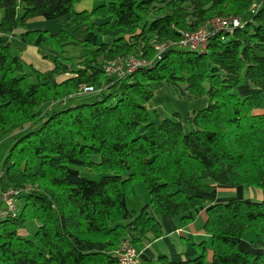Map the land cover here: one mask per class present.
<instances>
[{
    "label": "trees",
    "instance_id": "trees-1",
    "mask_svg": "<svg viewBox=\"0 0 264 264\" xmlns=\"http://www.w3.org/2000/svg\"><path fill=\"white\" fill-rule=\"evenodd\" d=\"M81 1L0 0V141L15 139L0 189L17 191L14 211L2 199L0 264H115L125 239L135 245L150 230L161 234L157 216L204 205L208 180L264 189V0H92L78 10ZM70 15L55 33L27 29ZM215 17L241 24L212 30L205 51L182 45ZM72 25L95 39L75 36ZM10 36L51 51L62 79L27 72ZM133 59L146 65L126 72ZM112 64L123 65V77L107 71ZM164 85L206 104L160 120L152 101ZM94 92L92 102H71ZM139 182L149 200L136 212L127 199ZM207 215L213 260L202 246L177 264H264V201L234 198ZM30 220L38 224L34 240L21 232ZM248 231L252 250L240 246Z\"/></svg>",
    "mask_w": 264,
    "mask_h": 264
},
{
    "label": "crops",
    "instance_id": "crops-1",
    "mask_svg": "<svg viewBox=\"0 0 264 264\" xmlns=\"http://www.w3.org/2000/svg\"><path fill=\"white\" fill-rule=\"evenodd\" d=\"M71 18L72 15L57 19L61 23L57 24V26H61V29L68 28L69 20ZM42 22L45 21H41V19L32 20L27 24V29L44 30L42 27L36 26L37 23ZM48 23L54 22L49 21ZM69 29L84 34H93L92 32H86L85 27L81 25H75L71 28L69 27ZM80 37H84V35L80 34ZM38 44L39 43L37 42L35 45H27L14 36H10L9 39L11 49H20L22 52L21 58L28 62L31 68L46 72V78L54 81L61 80L62 77L55 80L54 76H52L55 60L54 54L51 51L41 49ZM166 87L167 86L164 85L161 88L165 89ZM250 89V87H247L245 88V91ZM165 90H170V88ZM175 103L186 104V114H188L192 110L203 107L206 104V99L188 101L178 98ZM161 104L162 103L160 101L156 102L154 109L157 111L159 110L158 108L161 109ZM160 116V120L165 117L164 113L163 115L160 114ZM208 183L212 184L213 189L211 192L203 194L206 198V203L204 205L191 210L185 215H179L173 218L157 216L158 221L161 223V234L157 235L154 231L150 230L139 243L135 244L140 258V264H158L161 257H166V259L172 262L171 264H177L182 261H190L201 255L203 249L202 246L205 248L204 253L207 261L211 262L213 260L214 251L212 247V236L205 228L208 218L207 209L216 203L225 202L234 198L255 202L264 201V189L259 187L249 185L224 187L215 184L212 180H208ZM1 207L2 198L0 196V208ZM21 232L25 235L24 229ZM249 232L250 231L245 233L240 245L244 250H252L254 248L252 241L255 239V233L248 235ZM6 264L14 263L10 262Z\"/></svg>",
    "mask_w": 264,
    "mask_h": 264
},
{
    "label": "rangeland",
    "instance_id": "rangeland-1",
    "mask_svg": "<svg viewBox=\"0 0 264 264\" xmlns=\"http://www.w3.org/2000/svg\"><path fill=\"white\" fill-rule=\"evenodd\" d=\"M93 1H94L95 5H97L99 3V1H97V0H93ZM93 1L92 0H83L80 3H78L76 7L78 10H82L84 8H91L93 5ZM0 14H1V16H0V20H1V17L3 16V10H1V9H0ZM41 21H45V22L37 23L36 26L42 27V29L47 30L49 33H54L57 30L62 28L61 26L60 27L57 26V24H61L58 20L51 21L54 23H48L49 21L46 22L47 20H43V19H41ZM73 26H75V25L70 26V28ZM70 31H71V33L73 32L75 34V36H77V37H80V34H83L84 37H82V38L95 39V36L91 33L90 34H87V33L84 34V33L77 32V31L76 32L72 31V30H70ZM11 51H12L13 55H20V56L22 55L21 50L18 48H13ZM24 64H25L26 71L29 72L31 70L30 65L26 61H24ZM52 76H54L55 80H57L60 77V76H56L54 74ZM165 89H169V88L166 87ZM165 89H162L161 87L157 88L156 96L153 99L152 104H154V106H155L156 102L160 101L162 104L160 105L161 109L158 108L159 109L158 111L161 115H163V113H164L165 117L166 116L173 117L174 112H177V111L180 112L183 115V117H186L187 105L182 104V103L181 104L175 103V101L179 97H177L172 91L170 92L171 89L170 90H165ZM97 94H98V92L80 95V96L76 97L74 100H72L71 102L72 103L92 102V101H94V99H96ZM173 98H177V99H173ZM151 113H152L153 117L155 119H157L158 116L156 117L155 112H153L151 110ZM14 142H15V139L13 137H11V135L3 138L0 141V172L2 171L3 163L5 161L6 156L11 153L12 145ZM84 174L91 177V178L100 179L99 174L98 175H91L87 171H85ZM7 190H11V188H9ZM0 196L2 198L1 193H0ZM148 200H149V195L145 189V186L143 183L139 182V183H137L135 193L128 197L127 205L129 207V209L134 210L136 212H140ZM24 201L25 200H23V199H18L17 204L19 206L23 205ZM37 229H38V224L35 221H31V220L28 221L26 223V227L24 229L25 236L29 239L34 240L36 238ZM252 233H254V232L250 231L248 233V235H250Z\"/></svg>",
    "mask_w": 264,
    "mask_h": 264
},
{
    "label": "built area",
    "instance_id": "built-area-1",
    "mask_svg": "<svg viewBox=\"0 0 264 264\" xmlns=\"http://www.w3.org/2000/svg\"><path fill=\"white\" fill-rule=\"evenodd\" d=\"M210 24L204 27H201L198 31L194 33H187L185 35L184 40L182 41V45L184 47L191 48L193 50H202L205 51L208 47L209 37L213 31H223V30H231L233 27L240 26L241 20L239 18L232 17H215ZM160 51H162V47L157 46ZM127 65H129L126 72H132L139 68L140 66L146 65L144 62H138L135 59L127 61ZM123 65L119 66H109L107 71L109 73L118 72L119 77H123L125 74V70H122ZM93 87H87L85 91H92ZM0 193L2 195V199L7 204V211H14L16 209L13 202V195L17 193L14 190H7L4 193L0 189ZM7 211L2 210V214H6ZM115 256L117 257L118 264H140V258L138 251L129 239H125L118 249L115 251Z\"/></svg>",
    "mask_w": 264,
    "mask_h": 264
}]
</instances>
